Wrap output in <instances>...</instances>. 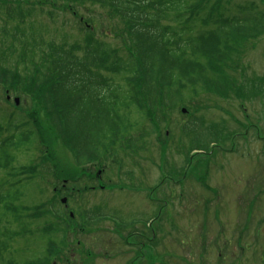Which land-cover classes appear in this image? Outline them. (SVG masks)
I'll return each mask as SVG.
<instances>
[{"label": "trees", "instance_id": "1", "mask_svg": "<svg viewBox=\"0 0 264 264\" xmlns=\"http://www.w3.org/2000/svg\"><path fill=\"white\" fill-rule=\"evenodd\" d=\"M60 3L64 12L72 6L106 7L113 26L108 24L110 35L90 34L80 17L74 19L81 34L78 43L62 41L66 35L59 37L58 32L54 34L58 41L45 39L48 27L41 16L54 24L56 16L45 9L55 10ZM61 23L62 28L65 22ZM262 35L264 9L254 1L0 0V87L37 95L48 123L64 146L77 151L80 165L87 164L101 148L118 142H126V155L143 148L156 133L158 121L170 120L179 107L188 112L179 135H192L196 144L190 149L205 155L212 143L222 145L228 134L218 127L204 128L197 117L200 100L195 104L191 100L203 94L228 98L236 88L228 71L233 65L236 68L231 60L238 55L237 44ZM106 36L119 42L126 53L120 54L104 41ZM55 78L58 85L53 88ZM261 86L264 91V81L254 86L257 93ZM246 90L241 87L235 95L241 104ZM59 107L68 114L63 131L54 117ZM83 115L89 123L82 128L86 144L80 145L70 125L73 117L79 122ZM148 118L150 126L144 129L138 123ZM35 136V125L21 113L18 120L0 115V264H47L52 258L55 243L51 237L58 232L53 225L41 230L46 238L42 257H9L16 236L13 221L20 222L25 191L33 184L25 175L27 168L14 166L15 154L28 149ZM51 200L56 218L61 219L55 198Z\"/></svg>", "mask_w": 264, "mask_h": 264}, {"label": "rangeland", "instance_id": "2", "mask_svg": "<svg viewBox=\"0 0 264 264\" xmlns=\"http://www.w3.org/2000/svg\"><path fill=\"white\" fill-rule=\"evenodd\" d=\"M232 1H254L264 9V0ZM63 5L60 3L55 10L50 6L45 9L56 16V22L49 23V18L41 16L42 24L48 27L44 38L58 41L54 37L58 32L59 37L66 35L62 41L78 43L81 40L79 26L61 9ZM76 9L78 15L92 17L95 24H99L97 33L110 35L109 10L106 7L89 4L76 6ZM63 21L65 25L61 28ZM102 39L120 54L126 53L119 42L107 36ZM237 45L238 55L232 56L231 60L236 68L233 65V69L228 71L235 90L225 99L212 94L197 98L201 107L197 117L202 126L218 127L222 133L228 134L222 138V145L209 146L206 155L192 151L190 147L196 142L188 133L179 135L178 122H185L186 119L176 116V111L171 125L173 131L166 145L156 141L160 129L164 131L166 125L158 121L157 134L150 135L145 146L134 155L139 167L127 166L121 174L114 167L109 176V171L105 173L103 170L107 169V164H99L98 160L113 152L111 148L100 149L93 154L92 159L97 161L87 168L76 163L48 123L36 99L37 95L31 92L17 94L20 104L24 109L28 108L22 116L34 122L38 132L27 151L15 154L14 166L28 168V176L34 179L32 186L25 191L20 206L24 208L21 223L13 221L12 229L16 231V236L9 257L30 260L31 257L43 256L46 238L42 237L41 230L56 225L51 212H47L51 197L59 194L57 191L61 187H65V195L73 193L70 184H64V180L84 176L91 177V184L88 185L90 193L82 190L80 195L75 191L72 199L67 201L68 205L72 207L76 201V206H81L88 213L95 214L99 209L109 216L117 215L125 220L123 223L126 227H132L117 230L107 221L100 220L89 233L87 225L84 224V230L79 222L78 228L68 231L66 245L69 243V246L64 260L56 259V256L50 264H67L71 261L75 264H138L144 261L143 264H146L151 258L143 243L152 241L153 234L148 233L142 225L154 218L157 209L164 211L166 220L161 224L159 220L153 221L151 230L159 228L167 236H162L166 237L162 241L160 235L156 241L154 264H264V114L258 112V105L264 104V95L262 86L258 93L254 87L264 81V35ZM241 87L247 89L244 105H239L235 97ZM4 92L6 89L0 88V115H12L13 120H18L20 113L4 102ZM8 95L14 98V92L9 91ZM150 120L143 119L138 124L145 129ZM88 123L86 115L79 122L77 118H72L71 130L78 135L80 144H86V140L82 139V128ZM190 155L193 159L186 165ZM184 169L190 174L180 178ZM98 174L102 175L101 178ZM167 177L171 178L170 182L164 181ZM76 188L80 189V184ZM58 197L55 200L57 209L61 199L67 196ZM164 201L167 204L164 205ZM37 211L42 214L35 217L33 212ZM80 226L84 232L75 237V231L82 229ZM139 230H144V237L134 233ZM51 238L58 244L57 237L53 235ZM79 239L82 241L77 244ZM219 252L222 254L220 258Z\"/></svg>", "mask_w": 264, "mask_h": 264}]
</instances>
